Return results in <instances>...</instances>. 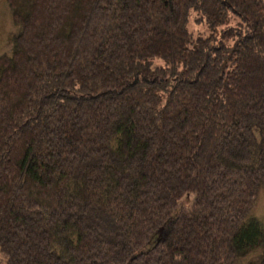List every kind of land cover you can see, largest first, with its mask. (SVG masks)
I'll return each mask as SVG.
<instances>
[{"label":"trees","instance_id":"obj_1","mask_svg":"<svg viewBox=\"0 0 264 264\" xmlns=\"http://www.w3.org/2000/svg\"><path fill=\"white\" fill-rule=\"evenodd\" d=\"M7 2L0 264H264V0Z\"/></svg>","mask_w":264,"mask_h":264},{"label":"rangeland","instance_id":"obj_2","mask_svg":"<svg viewBox=\"0 0 264 264\" xmlns=\"http://www.w3.org/2000/svg\"><path fill=\"white\" fill-rule=\"evenodd\" d=\"M194 30L200 29L206 32V27L200 22L191 23ZM19 30L12 15L7 0H0V55L9 54L12 50L13 39ZM192 194H187L181 199V204L187 206L192 201ZM251 217L259 222L264 221V189H260L254 199L251 211Z\"/></svg>","mask_w":264,"mask_h":264}]
</instances>
